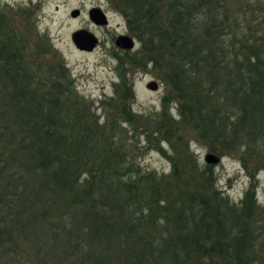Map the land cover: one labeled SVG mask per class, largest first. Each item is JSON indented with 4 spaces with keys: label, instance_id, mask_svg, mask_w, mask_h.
Returning <instances> with one entry per match:
<instances>
[{
    "label": "trees",
    "instance_id": "obj_1",
    "mask_svg": "<svg viewBox=\"0 0 264 264\" xmlns=\"http://www.w3.org/2000/svg\"><path fill=\"white\" fill-rule=\"evenodd\" d=\"M113 3L139 42L114 54L166 86L175 115L133 114L125 71L88 100L56 55L25 58L0 2V264H264L253 191L233 201L212 164L180 168L161 147L187 129L264 170V17L243 24L225 0ZM151 150L167 172L139 163Z\"/></svg>",
    "mask_w": 264,
    "mask_h": 264
},
{
    "label": "rangeland",
    "instance_id": "obj_2",
    "mask_svg": "<svg viewBox=\"0 0 264 264\" xmlns=\"http://www.w3.org/2000/svg\"><path fill=\"white\" fill-rule=\"evenodd\" d=\"M8 10L13 26L23 34L21 53L26 59L40 57L43 62L53 60L56 55L62 61L63 69L72 80L75 90L88 100H98L112 93V83L118 80L117 73L125 71L133 97L127 101L133 114H146L151 111H162L170 108L175 115L172 103L160 104L161 97L166 95L167 88L150 72L128 64L123 54L115 55L118 49L113 40L117 34H127L134 39L131 51H138L139 42L132 36L127 27L124 15L114 7V0H0ZM226 10L242 20L243 24H254L264 17V0H225ZM99 7L106 15L107 24L100 26L92 23L87 16L90 7ZM78 10V15L70 16V11ZM264 26V25H261ZM77 29H85L97 38L95 47L89 51L75 48L70 35ZM257 32L256 36H261ZM48 50V51H47ZM47 51V52H44ZM53 53V54H52ZM121 56L118 60L117 57ZM123 57V58H122ZM151 79L157 82L156 90H149L145 84ZM139 125L154 131L156 123L147 118L141 119ZM178 140L171 143L161 141L165 154L173 156L178 167L189 168L205 164L203 157L211 151L190 131L180 132ZM218 154V153H217ZM216 154V155H217ZM219 162L212 164L215 185L224 195L238 201L247 190L254 193L257 204L264 206V170L258 168L250 177L241 166L234 153L218 154ZM171 160L161 153L151 150L139 159V163L157 172H167Z\"/></svg>",
    "mask_w": 264,
    "mask_h": 264
},
{
    "label": "water",
    "instance_id": "obj_3",
    "mask_svg": "<svg viewBox=\"0 0 264 264\" xmlns=\"http://www.w3.org/2000/svg\"><path fill=\"white\" fill-rule=\"evenodd\" d=\"M78 13L77 9H73L70 11V16L75 17ZM87 16L88 19L95 25L103 26L107 24L106 15L99 7H90L87 11ZM70 39L76 49L86 52L91 51L97 43L96 36L85 29H77L73 31L70 35ZM113 43L120 49L131 50L134 47V39L127 34H117ZM145 87L149 90H156L157 82L151 79L145 84ZM203 160L208 164H216L219 162L220 157L212 152H207L204 155Z\"/></svg>",
    "mask_w": 264,
    "mask_h": 264
}]
</instances>
